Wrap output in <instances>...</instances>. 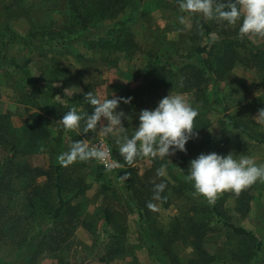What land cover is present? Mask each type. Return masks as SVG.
Masks as SVG:
<instances>
[{"label":"rangeland","instance_id":"rangeland-1","mask_svg":"<svg viewBox=\"0 0 264 264\" xmlns=\"http://www.w3.org/2000/svg\"><path fill=\"white\" fill-rule=\"evenodd\" d=\"M95 1L78 0L82 8L91 13ZM68 4V0H0V56L5 55L7 61L19 65L28 61L24 66L26 73L22 68L0 64V137L4 139L0 142V166L15 144L18 152L11 167L18 164L23 173L18 177L15 171L10 172L6 184L0 188V264H170L168 254L164 250L157 252L145 238L144 232H150L147 225L153 222L162 229L164 241L175 217L186 214L194 199L196 202L205 199L189 192L185 197L174 198L168 208L155 201L156 211L140 223L136 205L127 197L122 179L115 172L99 173L96 160L68 165L60 162L58 157L66 151L63 140L66 138L67 142L77 130L65 131L58 124L62 119L59 110L54 114L49 111L53 107H65L66 112L75 108L81 113L86 104L74 97L89 92L109 99L131 97L130 103L121 102L117 109L129 116V120L122 122L131 136L138 126L139 112L154 109L169 93L183 94L197 109L195 90H178L180 76L177 72L183 64L196 62L195 47L206 42L211 45L218 35L211 32L210 38L193 36L197 17L181 24L179 16L183 13L176 0H132V4L115 16L98 18L96 25L103 32L110 26L125 23L139 46L137 49L100 51L90 48L89 40L80 39V36H77L79 40H70L75 34L61 43L49 39L48 31L55 25L69 23ZM249 40L264 52V39ZM152 63L172 68L177 73L175 82L164 88L149 89L148 84L156 75ZM48 83L66 97L49 92ZM219 87L227 112L251 133L264 139V124L256 117L259 110L264 109V69L248 68L238 62L219 82ZM206 93L210 99L204 110L210 121L208 135L198 132V138L186 144V153L178 151L169 156V160L160 159L165 170L163 176L172 183L191 184L186 178L189 162L201 153L227 155L233 152L237 158L245 155L257 164H264L263 147L250 137L243 136V144L230 136L232 130L213 92L207 89ZM34 113L44 117L49 136L32 145L26 135ZM59 132L62 138L58 137ZM100 137L111 148H118L115 136H103L98 131L84 142ZM57 163L63 165L61 183L64 190L69 193L78 190L70 199L76 220L72 230L67 223L68 215L59 220H63V224L51 219L44 230L40 229L45 209H54L57 199L54 184L31 169H46ZM151 164L152 160L142 158L133 166L142 174ZM252 194L246 215L235 211L232 197H228L224 205L235 224L253 231L261 241L256 256L246 264H264V182L254 183ZM33 197L35 201L38 197L43 199L36 203ZM30 198L35 205L30 203ZM104 209L111 213V225L105 223ZM211 227L214 230L206 236V247L219 258L210 264H235L232 257L234 238L214 219ZM54 239L58 241L56 246ZM28 242L32 244L29 246ZM160 245L158 243L157 247ZM170 250L182 263L194 256L192 248L180 240L174 241Z\"/></svg>","mask_w":264,"mask_h":264},{"label":"trees","instance_id":"trees-1","mask_svg":"<svg viewBox=\"0 0 264 264\" xmlns=\"http://www.w3.org/2000/svg\"><path fill=\"white\" fill-rule=\"evenodd\" d=\"M68 3L71 12L69 23L55 25L48 31L49 34L47 36L49 39H56L61 43L68 41V36L70 34H75L76 37L70 40L76 41L78 39L77 36H80V39L89 40L88 45L90 48L108 52H124L139 47L131 30L126 27L125 23L121 22L118 23L117 26H110L103 32L99 31L96 25L98 18L115 16L118 12L122 11L126 5L132 4V0H96L95 8L92 13L83 9L78 0H68ZM197 20L193 36L196 34L197 38L203 36L210 38L211 32H215L218 35V39L212 41L211 45H208L206 42L195 47L194 53L197 59L196 62L183 64L179 67L177 72L180 76L177 80L178 90L188 91L194 89L195 100L199 104V108H197L199 115L194 120V126L197 128L194 127L193 131H203L205 135H208L210 121L204 110L210 103V99L206 93L207 89H209L213 92L214 100L220 105L224 117L227 119V124H229L232 130L230 136L241 140L243 144H245L243 136L250 137L264 149V139L260 138L259 134L255 135L251 133L247 127L242 125L232 114L227 112V107L220 97L219 87V82L225 78V75L232 70L238 62L243 63L248 68L264 69V52L256 45H253L249 38L241 37L238 34V26H227L217 22H204L198 17ZM203 54L205 55L203 56ZM6 63L14 67L22 68L23 72L26 73L24 66L28 63L27 60L23 65H19L15 62L7 61L5 55L0 56V64ZM151 68L156 75L150 80L148 84L149 89L164 88L175 82L174 78L177 73L166 64L159 65L152 63ZM62 72L61 70L58 71L59 74ZM47 88L49 92L53 94L66 97V94L51 83H48ZM84 96V94H79L74 98L86 104L81 111V114L86 119L87 115L92 113L94 106L90 105L84 99ZM57 109L59 110L60 117H63L66 112L65 107H53L49 113L54 114ZM43 121V116L37 113L33 114V121L27 128L28 134L26 135V139H29L32 145L41 138L49 136V130L44 125ZM83 126L84 121H81V128L77 130V133L74 135L72 134L67 142H65L66 138L63 140L65 150H67L68 146L73 141H85L93 137L94 132L89 131L85 133L83 131ZM58 137L62 138V132L58 133ZM0 142H4L3 137H0ZM11 150V154L5 158V161H3L0 166V188L3 184H6V176L7 174L9 175L10 172L15 171L18 177L23 175L21 166L16 164V170L11 167V162H13V158L18 152L15 144L12 145ZM112 152L118 160L120 167L115 171H108L96 161L98 164L96 169L103 175L106 172H115L122 179L127 197L136 205L140 223L150 218L152 212L156 211V206L154 205L155 201L160 203L164 208H168L174 198L185 197L186 193H193L194 191L190 190L193 187L188 182L177 181L176 183H172L166 177L158 176L157 169L161 168L160 159H153L152 164L145 169L142 174H139L133 165L129 166L126 161L123 160L119 154L118 148H112ZM142 158L143 157L138 160ZM86 162H82V164ZM24 168L29 169L27 166ZM62 169L63 165L59 163L54 166L51 165L46 169L38 167L31 169L32 171H36L38 175H44L46 180H50L55 186L57 205L54 209H45L46 215L42 218L44 220L41 221L42 225L40 226L42 230L47 227V222L51 219L57 221V224H63L64 221L59 220L66 215H68L67 223L70 225L71 230L74 224H76V220L74 221L73 219L75 218V207L70 205V199L72 196L78 194V190L74 193H69L64 190L61 183L63 179ZM46 183L47 181H45V184ZM160 183L165 184V188L156 196L155 185ZM252 189L253 185L243 189L239 193L232 191L222 192L218 195L213 205H209L206 200L203 202H196L194 199L193 204L186 214L175 217L170 229L165 235L164 241L161 239V235H163L162 229L158 228L153 222L147 225V229H149L152 234L145 229L144 236L153 249L157 252L164 250L168 254L170 264H210L219 258L218 254L209 252L206 247V236L210 231L212 232L214 230L211 227V222H213L214 219L227 235L235 240V246L234 249H232V257L236 261L235 264H246L251 258L256 256L255 251L261 248V241L253 231L235 224L224 204L228 197H232L235 211L241 215H246L250 210V201L253 199ZM33 199L35 201L34 197ZM40 199L42 200L43 198L38 197L35 202H40ZM30 203L35 205L31 198ZM34 205H32V207ZM149 205H151V207ZM104 218L107 225L112 224L111 213L108 209H104ZM177 240H180L186 246H190L194 253V256L184 263L180 262L170 250V245ZM53 243L54 246H56L58 241L54 239ZM158 243L161 244L159 248L157 247ZM28 244L30 246L32 243L28 242Z\"/></svg>","mask_w":264,"mask_h":264},{"label":"clouds","instance_id":"clouds-1","mask_svg":"<svg viewBox=\"0 0 264 264\" xmlns=\"http://www.w3.org/2000/svg\"><path fill=\"white\" fill-rule=\"evenodd\" d=\"M183 15L179 22L193 16L204 22H217L227 26H238V34L251 40L264 39V0H176ZM182 86V84H181ZM84 99L93 107L87 118L75 108L64 113L58 121L65 131H98L103 136H115L120 156L129 166L141 157L146 159H168L176 152L186 153L189 140L198 138L194 132V120L198 110L183 94H168L154 109H142L138 115V126L131 136L123 124L129 120L123 111H117L121 102L128 104L129 98H101L94 92L85 94ZM258 122L264 124V109H260ZM197 128V127H195ZM108 156L101 145H89L83 140L73 141L58 159L63 165L76 161H104ZM186 178L194 189V197H203L213 205L218 195L225 191L239 193L260 181L264 182V164H257L249 156L233 152L221 155L216 152L201 153L189 162ZM165 174L164 167L157 169V175ZM165 184L155 185L159 195ZM151 207V205H149Z\"/></svg>","mask_w":264,"mask_h":264},{"label":"built area","instance_id":"built-area-1","mask_svg":"<svg viewBox=\"0 0 264 264\" xmlns=\"http://www.w3.org/2000/svg\"><path fill=\"white\" fill-rule=\"evenodd\" d=\"M89 145H101L105 149L106 152H108V156L104 161H97L99 165H101L104 169L108 171H115L120 167V164L116 157L113 155L112 148L108 144L106 140L103 138H97L93 141H90L88 143Z\"/></svg>","mask_w":264,"mask_h":264}]
</instances>
